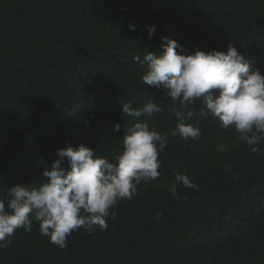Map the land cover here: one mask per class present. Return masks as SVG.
Here are the masks:
<instances>
[{"label": "trees", "instance_id": "16d2710c", "mask_svg": "<svg viewBox=\"0 0 264 264\" xmlns=\"http://www.w3.org/2000/svg\"><path fill=\"white\" fill-rule=\"evenodd\" d=\"M162 37L189 53L232 43L264 74V0H0V198L42 183L66 145L111 160L135 122L123 102L156 101L162 110L140 119L168 135L160 177L110 209L107 230L73 231L60 248L33 221L0 248V264H264V139L253 152L234 128L200 117L199 101L184 109L142 84L146 65L133 57L159 54ZM188 110L200 137H172L175 113ZM174 170L198 190L178 185L174 198Z\"/></svg>", "mask_w": 264, "mask_h": 264}, {"label": "clouds", "instance_id": "9594fccd", "mask_svg": "<svg viewBox=\"0 0 264 264\" xmlns=\"http://www.w3.org/2000/svg\"><path fill=\"white\" fill-rule=\"evenodd\" d=\"M129 30L135 26L129 24ZM149 37L155 35V26L148 28ZM159 54L148 51L141 59L146 65L141 83L162 89L165 96L187 109L199 101V116L218 120L220 127L234 128L239 140L261 151L258 145L264 139V74L253 69L251 62L232 43L227 51L215 49L205 52L196 49L189 53L175 39L162 37ZM179 50V51H178ZM124 117L135 121L121 138L123 145L109 160L97 151L80 144L57 149V158L43 170V182L38 185L17 184L0 198V248L12 244L11 236L17 229L31 231L33 221L39 223L42 235L60 248L67 246V238L84 228L89 233L107 230L106 218H115L118 202L131 200L137 186L157 180L161 173L158 156L168 144V135L155 130L154 123L141 120L151 118L162 109L153 99L140 109L132 101L121 103ZM196 113L177 111L172 137L196 140L201 135L198 126L187 124ZM120 124L114 131H120ZM67 161L69 168L62 165ZM230 171V166H225ZM175 179L169 189L179 199L177 186L198 190L187 174L174 170ZM159 213L157 219L159 218Z\"/></svg>", "mask_w": 264, "mask_h": 264}]
</instances>
